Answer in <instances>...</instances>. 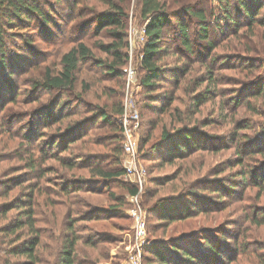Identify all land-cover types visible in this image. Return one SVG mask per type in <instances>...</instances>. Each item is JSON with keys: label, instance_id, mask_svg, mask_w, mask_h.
Listing matches in <instances>:
<instances>
[{"label": "rangeland", "instance_id": "1", "mask_svg": "<svg viewBox=\"0 0 264 264\" xmlns=\"http://www.w3.org/2000/svg\"><path fill=\"white\" fill-rule=\"evenodd\" d=\"M141 1L49 0L45 6L55 11L53 23L43 29L35 20L31 28L13 29L16 34L7 38L19 68L0 89V264H24L25 256L15 252L35 234L39 241L33 264H60L66 237L76 240L74 264H157L156 252L184 264L180 251L176 257L170 252L175 244H186L200 264H264V226L246 220L253 209L264 208V185H255L250 175L264 166V154L249 153L264 140L259 125L264 94L247 95L264 81V0L259 10L254 9L257 0H245L257 12L252 22L238 14V0H157L171 23L163 32L162 46L167 43L168 52L160 63L167 72L153 91L140 85L148 23ZM115 6L122 11L121 26L98 30L96 17L112 14ZM187 9L202 11L205 18L199 22ZM229 15L234 23L242 21L237 30ZM181 20L190 50L181 44ZM202 27L212 45L200 37ZM78 43L94 59L79 65L74 88L57 94V106L33 85L46 69L57 72L62 55ZM111 44L113 51L102 50ZM115 52L120 56L118 75L95 67L97 60L114 62ZM130 68L134 77L129 79ZM164 94L165 100L155 99ZM128 105L139 114L132 129L133 168L143 175L136 198L127 191L129 185L137 186L136 175L125 174L128 157L115 141L116 133L92 119L95 106L111 114ZM59 111L65 118L58 123L50 116ZM79 118L84 124L77 133L87 135L74 142L65 139L77 125L66 129ZM116 118L119 122L121 116ZM242 121L248 129L238 128ZM163 131L170 134L168 142L160 139ZM179 133L190 139L183 149H192L182 158L161 161L158 156ZM238 150L246 155L243 167L237 163ZM31 164L36 171L29 169ZM89 164L121 168L123 174L102 180L90 176ZM169 206L182 208L186 216L161 220L160 209ZM21 207H31L33 227L11 234Z\"/></svg>", "mask_w": 264, "mask_h": 264}, {"label": "trees", "instance_id": "2", "mask_svg": "<svg viewBox=\"0 0 264 264\" xmlns=\"http://www.w3.org/2000/svg\"><path fill=\"white\" fill-rule=\"evenodd\" d=\"M40 0H0V89L4 84V81H8L17 73L18 71V60L13 59V56L11 55L12 52L10 50V44L7 43V38H11L16 34L15 32H12V30H22L24 28H31L33 25V22L36 20V22H39V27L45 28L49 25V23H53L54 16L53 13L55 11L49 6H45L47 1L49 0H41L43 2H39ZM61 0H54V2H58ZM258 3H255L254 9L257 7V9H261L263 0H257ZM142 15L144 17L148 18V23L145 27V35H146V41L144 44V47L142 49V55L140 59L139 68L141 70L142 78L140 79V85L144 89H150L155 90L156 86L162 82V79L164 78V73L167 72L164 68H160V63L162 62V59L164 57V54L168 52V44H164L162 46V42L164 39V30L167 29L169 24L171 23V19L169 16L163 11L162 5L157 0H142ZM260 2V4H259ZM238 14L241 15L244 18H248L247 21H253L254 15L257 13L252 10L245 0H238ZM112 14H102L96 17L97 22V28L98 30H102L104 27L109 26H121V17H122V11L115 6ZM190 9H187L186 12L189 16H193L197 18L199 22L203 21L205 18V14L202 11H195L190 12ZM232 16H228V20L231 19ZM233 21V22H232ZM236 21L234 18L231 19L230 24L235 27V29L239 26V22L242 21ZM261 24V23H258ZM178 31L182 35L181 38V44L184 45V47L187 50L191 49V45L188 43V39L186 38L187 33V25L181 20L178 21ZM252 25V24H251ZM233 30V29H232ZM237 30V29H236ZM202 33L200 34V37L207 41L208 45H212V42L208 40L207 30L206 27L201 28ZM115 35V32H112ZM102 50L106 53H110L114 50L115 44L102 46ZM116 59L114 62L107 64L106 62H103L101 60H97L95 67L100 68H106L105 71H107L108 75L116 76L119 74L118 70L116 69V66L118 62L120 61V56L115 52L113 55ZM25 58V57H24ZM94 56L91 53V50L83 43H78L75 47L71 48L69 51L64 53L60 60V69L55 72L54 74L51 73L49 69H46L45 74L43 75V78L41 80H37L33 87L42 90L45 92V94L50 95V97H53L52 101L55 102L58 106L59 99H57V94L62 91L72 90L74 88L75 82H76V73L78 71L79 65L82 63H85L88 60H93ZM21 61H27V59H21ZM245 66V65H243ZM173 74V77L177 75L176 71H171ZM7 82V83H8ZM6 87V85H5ZM83 91H87L89 89V86L84 84ZM250 94L247 95H255L258 94L259 96L264 94V81L261 83L259 82L255 87H253V90L249 91ZM55 94V96H54ZM78 96V95H77ZM204 97V96H203ZM155 99H160V101L166 99V94H164L161 98L159 96H155ZM169 97H167V102H170ZM39 98H37V101ZM156 101V100H155ZM159 101V100H158ZM196 102L199 103L200 100L196 99ZM236 104V103H235ZM94 111L92 114L93 123L95 125H98L99 123L105 124L110 131H113L114 134L116 133V136H114V139L116 142L120 143L122 146L123 142V136H122V127L120 123L117 121L118 116H120L122 110L119 106L115 107L113 112L111 114L104 111L103 108H100L98 106L94 107ZM161 110H165L163 107ZM43 112V110H42ZM42 112L40 115H42ZM44 113V112H43ZM76 114V113H74ZM53 119L59 122L62 121V118H65V116H60V111L57 114H51ZM83 118H79L77 121H75L73 124H71V127L66 129V132H68L70 129L73 128V133L76 134H65V139H71V141H75L76 139H81L83 136L87 135L88 131L84 133V135H81L82 133L78 134L77 130L82 127L84 124L81 123V120ZM81 123V124H80ZM75 124V125H74ZM79 124V125H78ZM238 128L240 129H248L249 125L246 124L244 121L237 123ZM261 133L264 134V121H261L259 123ZM88 129V128H87ZM178 132V131H177ZM189 135V134H188ZM233 136H237L236 133H233ZM170 138V134L167 131H163L161 133L160 139L164 142H168ZM180 139V141H178ZM233 139V137H231ZM177 141H171V144L169 145V150L164 153L160 154L158 156L161 161H173L174 159H179L184 157L185 151L186 153L192 149L191 147L183 149V144H187L190 142V139L187 137L186 133H179V138ZM67 140H65L66 142ZM73 141V142H74ZM63 143V142H62ZM69 142H66L68 144ZM64 146H57L59 150L63 151L67 148V145ZM55 144H52L54 146ZM52 146L50 149H52ZM182 148V149H181ZM195 148V147H194ZM253 149H256L255 151H252ZM251 151H249L250 154L256 155H262L264 154V140H262L261 145L253 148ZM58 150V149H56ZM55 150V152H56ZM183 150V151H182ZM42 152H47L45 148H41ZM55 152H51V155H54ZM119 152V151H117ZM117 154V153H116ZM238 159L237 163H239V166L243 167V159L246 156L245 153L242 152V150H238ZM118 155V154H117ZM116 163H118V158L116 157ZM65 163V162H64ZM71 164V163H70ZM69 164V165H70ZM68 165V166H69ZM70 167V166H69ZM88 170H90V176L98 177L102 180H110L117 177H120L123 174V170L121 168H106L104 169L100 165H88L86 166ZM30 170L36 171L35 164L30 165ZM251 178L253 179V182L258 187L264 185V166L259 170V172L252 171L250 172ZM39 177L40 174L38 175ZM240 181L242 184L246 183V173L241 169L239 172ZM69 188H65V192H69L67 190ZM127 191L131 195H135L137 192V186L135 184L129 185L127 187ZM189 195H192L191 192H189ZM182 204V201H181ZM180 204V205H181ZM179 205V206H180ZM27 206V205H26ZM21 210H17L22 214L20 218H16L10 233H14L16 230L22 229L25 227H33V212H31V207L27 208H20ZM182 208L180 210V207L176 210L172 206L169 207H162L160 209V219L165 220L166 222H173L175 219L181 217H185L187 212H181ZM251 218L252 223L259 224L264 226V208H255L252 211V215L246 216V220H249ZM73 224H70L71 227ZM68 232L71 231L68 229L66 234L68 235ZM38 236L35 234L33 237L31 236L27 242L21 246L15 254L19 256H25L26 261L24 264H33L35 260L33 259L34 250L35 247L38 245ZM203 239H206L207 242H210L209 237H204ZM204 242L205 245L208 243ZM76 240L74 237H66L64 240V243L61 246V260L60 264H74V247H75ZM208 246V245H207ZM237 247V246H236ZM209 248V246H208ZM212 251H215V247L209 248ZM178 251L181 252V255L183 256L182 262L184 264H200V260L198 257L195 256V254L191 251L189 247L186 246V244H175L170 252L172 255L176 257ZM243 251V248H242ZM241 251V252H242ZM238 253L240 251H237ZM155 255L157 256V264H174L171 261V258L169 256H164L161 252H156ZM29 259L31 261H29Z\"/></svg>", "mask_w": 264, "mask_h": 264}, {"label": "built area", "instance_id": "3", "mask_svg": "<svg viewBox=\"0 0 264 264\" xmlns=\"http://www.w3.org/2000/svg\"><path fill=\"white\" fill-rule=\"evenodd\" d=\"M129 79L134 77V69L130 68L127 71ZM131 105L123 106V110L120 114L121 118L119 120V123L122 127V136H123V142H122V149L124 154L128 157L126 160V166H125V174L127 176H135L136 175V184H137V192L134 195H138V193L141 191L142 187V177L143 175L140 173H137L133 168V159L136 153V140L132 136V129L136 128L138 126V119L139 114L136 111H131ZM131 123H134L131 125Z\"/></svg>", "mask_w": 264, "mask_h": 264}]
</instances>
